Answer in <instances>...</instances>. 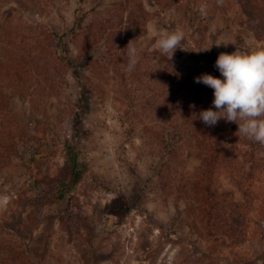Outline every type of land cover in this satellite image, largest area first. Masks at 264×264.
<instances>
[{"label": "rangeland", "instance_id": "374dc122", "mask_svg": "<svg viewBox=\"0 0 264 264\" xmlns=\"http://www.w3.org/2000/svg\"><path fill=\"white\" fill-rule=\"evenodd\" d=\"M121 1L0 0V110L9 111V131L0 128V264H178L199 253L264 264V232L232 250L206 238L186 207L210 129L199 113L213 97L194 78L223 79L220 53L264 43L238 24L233 5L165 0L159 11L142 0L144 10L132 12L136 0ZM175 29L184 38L168 60L154 44ZM68 145L86 165L78 184ZM246 150L238 144L240 159ZM218 179L236 191L226 173ZM61 182L68 190L57 200ZM255 185L264 201V183Z\"/></svg>", "mask_w": 264, "mask_h": 264}, {"label": "trees", "instance_id": "16d2710c", "mask_svg": "<svg viewBox=\"0 0 264 264\" xmlns=\"http://www.w3.org/2000/svg\"><path fill=\"white\" fill-rule=\"evenodd\" d=\"M118 1L123 6V2ZM123 1L126 6H131L134 3L131 0ZM184 1L186 0H168L167 8H173ZM192 1L209 4L210 7L216 9L222 8L224 11L229 5L237 7L238 24L248 30L257 41L264 43V0ZM136 2V5L130 8L132 12L144 8V1L136 0ZM164 4L165 0H156L154 7L163 11L165 10ZM160 7L162 10L159 9ZM117 10L119 11V9ZM123 19L121 16L117 21L121 27ZM104 34L105 32L98 33V35ZM213 99L212 97L207 100L209 102L207 109L212 108L215 111L216 109L212 105ZM2 108L0 110V115H2L0 128L2 133L6 134L9 129L5 118L9 111L7 105H3ZM2 112L4 113L2 114ZM226 122L227 128L223 131L215 126L210 127L207 131L208 137L202 144V150L205 154L202 168L198 170L197 178L195 176L194 181L188 183V185L190 184L188 187L190 191L188 201L190 203L186 207L192 210V213L197 212V219L203 226L206 238L217 245L233 250L241 248L242 245L249 243L264 232L262 224L264 201H261L259 194L255 193V184L257 182L259 184L264 183V146L247 139L238 132L237 124ZM12 143L11 140L8 141V145L5 143L6 154L13 150L14 143L13 145ZM238 144L247 148L241 159L238 155ZM66 157L72 164L73 183L78 184L86 171V165L80 163L77 155H73V149L70 145L67 146ZM223 173L227 174L230 184L236 191L231 188L225 189L219 182L218 178ZM67 190L66 184L61 182L57 200L63 199ZM238 191L242 195L240 200L236 198ZM253 226H256L257 229H254ZM0 248L3 247L0 246ZM199 254L200 256L194 255L193 257L186 255L181 259L182 262L178 261V264H219L211 260L206 253ZM232 255L234 259H237L236 252H233Z\"/></svg>", "mask_w": 264, "mask_h": 264}, {"label": "clouds", "instance_id": "9594fccd", "mask_svg": "<svg viewBox=\"0 0 264 264\" xmlns=\"http://www.w3.org/2000/svg\"><path fill=\"white\" fill-rule=\"evenodd\" d=\"M157 35L154 47L163 57L171 60L183 42V31L162 30ZM215 67L223 79L209 74L194 78L196 83H202L213 90L212 105L216 109L202 110L199 113L200 120L209 127L215 126L221 119L235 123L238 132L264 146V47L248 51L235 50L231 54L220 53ZM170 69V72L179 75L173 68Z\"/></svg>", "mask_w": 264, "mask_h": 264}]
</instances>
